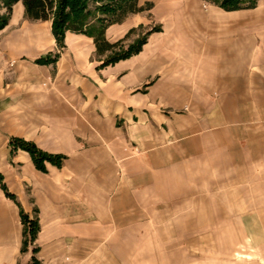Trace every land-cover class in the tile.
<instances>
[{"label": "crops", "instance_id": "obj_1", "mask_svg": "<svg viewBox=\"0 0 264 264\" xmlns=\"http://www.w3.org/2000/svg\"><path fill=\"white\" fill-rule=\"evenodd\" d=\"M137 7L106 40L159 31L104 67L92 38L67 32L59 48L21 3L0 31V264L93 260L153 213L193 212L198 229L207 212L264 213V0ZM13 139L61 167L39 171ZM22 215L39 225L24 252Z\"/></svg>", "mask_w": 264, "mask_h": 264}, {"label": "rangeland", "instance_id": "obj_2", "mask_svg": "<svg viewBox=\"0 0 264 264\" xmlns=\"http://www.w3.org/2000/svg\"><path fill=\"white\" fill-rule=\"evenodd\" d=\"M147 33L140 30L135 40L123 41L121 48ZM203 215V223L208 226L211 220L212 227L194 228L197 214L193 212L148 214V219L138 220L136 229L117 228V244L95 245L88 254L93 260L64 264H264V213ZM241 217L245 227L238 222Z\"/></svg>", "mask_w": 264, "mask_h": 264}, {"label": "trees", "instance_id": "obj_3", "mask_svg": "<svg viewBox=\"0 0 264 264\" xmlns=\"http://www.w3.org/2000/svg\"><path fill=\"white\" fill-rule=\"evenodd\" d=\"M205 1L214 3L226 11H232L252 8L257 0ZM17 3L23 5L27 19L51 22V32L59 48L64 46V38L67 32L82 34L92 38L97 56L105 57L101 67L138 54L148 35L152 32H148L138 38L133 45L128 46L126 49L121 48L124 40L117 43H109L105 38V30L109 25L121 23L128 15L143 10V8L137 7V0H0V31L8 25L13 8ZM150 7L151 5H147L146 9ZM155 30L153 29V31ZM54 60L55 58H44L39 60V62L48 63ZM11 145L13 149L19 148L26 151L35 167L42 172L46 171L45 163L61 167L64 159L63 156L47 154L34 144L20 139H13ZM21 218L24 237L22 251L24 252L35 241L39 225L36 219H29L25 215H22ZM33 253H36V249L33 250ZM29 264L40 263L33 258Z\"/></svg>", "mask_w": 264, "mask_h": 264}]
</instances>
